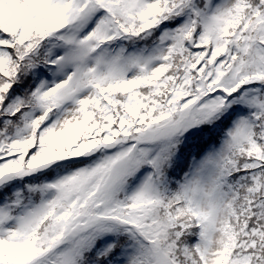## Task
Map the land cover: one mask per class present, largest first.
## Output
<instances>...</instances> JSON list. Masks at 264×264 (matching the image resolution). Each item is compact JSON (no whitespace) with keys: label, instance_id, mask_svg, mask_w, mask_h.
<instances>
[{"label":"snow or ice","instance_id":"snow-or-ice-1","mask_svg":"<svg viewBox=\"0 0 264 264\" xmlns=\"http://www.w3.org/2000/svg\"><path fill=\"white\" fill-rule=\"evenodd\" d=\"M0 264H264V0H0Z\"/></svg>","mask_w":264,"mask_h":264}]
</instances>
